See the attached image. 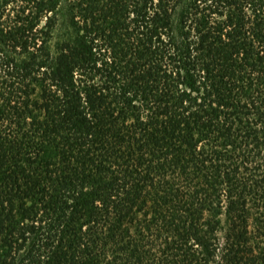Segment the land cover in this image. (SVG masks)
Segmentation results:
<instances>
[{
	"label": "trees",
	"instance_id": "16d2710c",
	"mask_svg": "<svg viewBox=\"0 0 264 264\" xmlns=\"http://www.w3.org/2000/svg\"><path fill=\"white\" fill-rule=\"evenodd\" d=\"M0 264H264V0H0Z\"/></svg>",
	"mask_w": 264,
	"mask_h": 264
}]
</instances>
